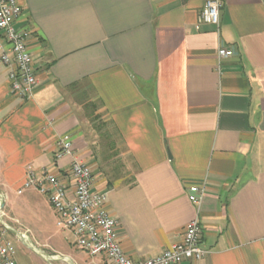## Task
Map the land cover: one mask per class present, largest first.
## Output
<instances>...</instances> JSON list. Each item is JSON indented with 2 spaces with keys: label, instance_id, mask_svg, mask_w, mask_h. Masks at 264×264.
Here are the masks:
<instances>
[{
  "label": "crops",
  "instance_id": "crops-1",
  "mask_svg": "<svg viewBox=\"0 0 264 264\" xmlns=\"http://www.w3.org/2000/svg\"><path fill=\"white\" fill-rule=\"evenodd\" d=\"M17 1L39 83L14 95L0 59L3 206L44 197L55 219L46 196L17 190L28 166L66 175L72 157L56 153L68 134L132 260L161 254L198 216L207 254L182 264H264V3L222 0L217 27L199 21L206 0ZM222 43L235 53L220 60ZM94 119L110 143L101 159ZM204 182L196 205L190 188ZM74 245L81 258L34 249L55 264H107Z\"/></svg>",
  "mask_w": 264,
  "mask_h": 264
},
{
  "label": "built area",
  "instance_id": "built-area-1",
  "mask_svg": "<svg viewBox=\"0 0 264 264\" xmlns=\"http://www.w3.org/2000/svg\"><path fill=\"white\" fill-rule=\"evenodd\" d=\"M221 7L222 0H206L199 21L219 27ZM22 12L17 0H0V59L7 67L12 93L25 99L33 95L39 80L29 48L32 33L16 26ZM234 53L235 48L230 44L222 43L218 50L220 60ZM57 148L58 159L72 157L66 175L28 166L27 178L17 192L32 188L46 196L58 224L72 232L75 244L88 256L103 255L107 264H182L185 260H201L207 254L197 216L186 224L182 238L161 254L140 260L129 258L120 242L119 221L107 207V192L94 189L93 168L75 154L70 135L60 136ZM205 188V182L191 186L189 197L194 204L201 203ZM4 200V194H0V264H20L14 243L6 236L10 227L2 218ZM28 231L20 232V237L40 251L28 237Z\"/></svg>",
  "mask_w": 264,
  "mask_h": 264
},
{
  "label": "rangeland",
  "instance_id": "rangeland-1",
  "mask_svg": "<svg viewBox=\"0 0 264 264\" xmlns=\"http://www.w3.org/2000/svg\"><path fill=\"white\" fill-rule=\"evenodd\" d=\"M93 108V107H92ZM93 112V109H91ZM96 123V127L93 128L95 132L99 131L92 136L93 147L98 151L99 158H103V150H107L110 147L108 143V138L104 133L99 130L100 121L97 119L93 120ZM104 148V149H103ZM24 194H11V198L8 200L9 206L11 208H5L2 206V218L3 221L10 227L7 230V237L14 243L16 258L21 264H55V262H50L43 258L40 253L35 251V249L30 246L24 239L19 236L20 232L28 231V237L33 241V244L37 248L42 249L44 252H51L52 247L60 251L68 252L75 256L80 257L81 254L79 250H75V237L69 229L60 226L57 222V217L55 219L51 216V207L45 201L46 199L42 197L43 201H39L38 209H35L31 202L30 205L24 204ZM45 208V209H44ZM48 210H47V209ZM12 209L11 212L8 210ZM45 210V211H44ZM43 211V212H42ZM11 215L19 217L23 220L25 227L17 223L15 219L11 218ZM41 220V221H40ZM1 223V222H0ZM25 228V229H24ZM77 246V245H76ZM50 254V253H49ZM81 258V257H80Z\"/></svg>",
  "mask_w": 264,
  "mask_h": 264
}]
</instances>
